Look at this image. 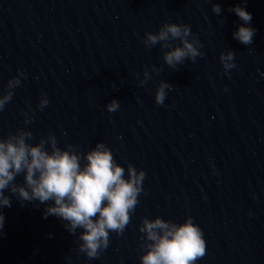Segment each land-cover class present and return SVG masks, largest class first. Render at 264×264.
I'll use <instances>...</instances> for the list:
<instances>
[{"label": "clouds", "instance_id": "9594fccd", "mask_svg": "<svg viewBox=\"0 0 264 264\" xmlns=\"http://www.w3.org/2000/svg\"><path fill=\"white\" fill-rule=\"evenodd\" d=\"M212 11L219 14L221 5L213 4ZM230 11L241 21L232 36L243 45L251 44L256 32L251 26L252 14L241 5L231 7ZM171 40H179V44L167 43ZM143 43L147 48L157 43L167 48L163 59L172 68L185 59L195 62L197 56L203 55L200 52L203 45L193 36L189 24L165 23L156 33L146 32ZM220 60L225 71L235 67L232 51L221 53ZM18 72L19 76L7 82L9 91L0 96V111L12 100L11 90L21 84L20 76L26 77V73ZM145 78H148L147 71ZM170 87L163 81L158 85L157 104L164 103ZM48 104V96L43 93L38 108L43 110ZM105 107L111 113L118 110L120 104L113 99ZM32 135L31 131L17 130L14 135L0 138V209L11 206V198L5 190L22 202L45 204L42 218L49 215L60 218L71 234L80 229L79 251L89 259L98 258L108 247L110 234L121 235L128 225L139 194L144 191L145 171L137 170L131 163L125 169L103 142H97L81 154L72 144L60 148L54 133L35 144L27 142ZM21 174L23 183H16V177ZM4 219L0 212V230ZM139 231L147 241L141 245L140 264H197L205 255L204 234L192 216L179 224L161 217L152 220L144 217Z\"/></svg>", "mask_w": 264, "mask_h": 264}, {"label": "water", "instance_id": "95a60500", "mask_svg": "<svg viewBox=\"0 0 264 264\" xmlns=\"http://www.w3.org/2000/svg\"><path fill=\"white\" fill-rule=\"evenodd\" d=\"M197 8L227 46L236 59L264 91V0H193ZM213 4L221 5V12L212 11ZM241 5L252 14L251 26L256 29L253 41L243 45L232 33L239 18L230 11L231 7Z\"/></svg>", "mask_w": 264, "mask_h": 264}]
</instances>
